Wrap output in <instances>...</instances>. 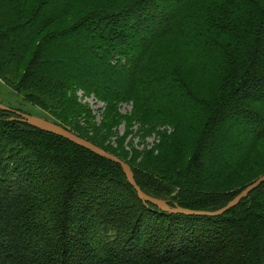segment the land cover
Here are the masks:
<instances>
[{"label": "trees", "instance_id": "16d2710c", "mask_svg": "<svg viewBox=\"0 0 264 264\" xmlns=\"http://www.w3.org/2000/svg\"><path fill=\"white\" fill-rule=\"evenodd\" d=\"M195 1L0 0L1 82L44 109L56 89L94 91L106 106L91 136L40 117L122 159L164 203L139 198L119 163L0 109V264H264V181L219 215L170 211H216L264 174V0H204L200 17ZM117 25L120 37L102 40ZM174 37L202 53L203 88L159 45ZM75 64L85 77L66 71ZM97 68L122 77L98 80ZM133 121L141 136L160 134L153 146L169 147L173 167L125 143Z\"/></svg>", "mask_w": 264, "mask_h": 264}, {"label": "rangeland", "instance_id": "374dc122", "mask_svg": "<svg viewBox=\"0 0 264 264\" xmlns=\"http://www.w3.org/2000/svg\"><path fill=\"white\" fill-rule=\"evenodd\" d=\"M96 2L99 3H105L108 7L111 8H116V6L119 3V0H95ZM122 2V0H120ZM129 1V0H127ZM204 0H196V7L200 9L199 11V17L201 16V7L203 4ZM201 21V20H200ZM97 25H93L92 27L88 28V32L90 33L93 32V27ZM122 26V24H121ZM99 27V26H98ZM115 28H112V30L108 29H102V32L100 34L103 35L102 40H108L110 38V35L112 36V39H117L120 37L118 34V30L121 29V27L114 26ZM123 27V26H122ZM105 28V27H104ZM100 31V29L98 30ZM111 33V34H110ZM96 36L99 35L98 32H95ZM106 34V35H105ZM102 35L98 36L99 39L102 38ZM75 39V37H74ZM73 39V40H74ZM72 39L69 40L68 44H71ZM125 41V40H123ZM136 41V40H134ZM182 39H179L178 37H174L173 39L167 40V39H162L159 41V45L167 51L170 49H173L174 52H177V54L181 55L183 58V65L179 69V75L183 78L189 79L192 81L191 86H197L199 88H203L205 86V76L206 72L204 69V62H203V57L202 53L199 52L197 49L193 48L191 45H184V41ZM134 42H131L130 40H127V45L128 47L133 48ZM66 47V46H65ZM73 56L77 54V52L71 53ZM49 59H51L53 56L49 53ZM65 57V56H64ZM66 58V57H65ZM62 60V59H61ZM60 60V61H61ZM74 60V58L69 59L66 58L65 64H69L71 66V62ZM58 64V62H57ZM57 64L55 62L52 63V66L56 67ZM89 67L91 63H88ZM81 65L75 64L72 66V69L70 70L66 69L68 73L73 72L79 74L81 77H85L86 73L81 72L80 67ZM161 67H163L161 65ZM75 68V69H74ZM79 71V73H78ZM93 74L91 77H94L98 80L100 79H106L109 80L108 83H111L112 79H115V81H120L122 75L119 72L118 74H113L111 73L112 76L109 77L107 73H103L100 71V68L93 69ZM71 74V73H70ZM74 95L75 98L70 99L67 96ZM67 95V96H66ZM54 99H51L49 101L50 106L48 108H42L40 106L32 105L29 103L25 98L24 95L21 92H18L16 89L8 88L7 85H5L3 82L0 80V100H2L4 103L10 105V106H15L19 107L23 110V112L29 113L34 116H47L51 117L52 119L59 120L62 122L64 125L67 127L71 128L74 130V128L78 126H86L88 128V136L93 135L92 129L89 126L90 124L93 125L95 128H100L99 126L102 123V113L105 109L106 103L104 99H102L100 96H98L94 91L92 90H87L85 88L81 87H75L73 90L68 89L67 93L65 94L63 90L61 89H56L54 90L53 93ZM51 101H55L51 102ZM132 108V103L131 102H119L118 103V108L117 110L121 114H126L130 113ZM84 109H88V111H84ZM60 111L59 118L56 117V113ZM224 124H229V121L226 119ZM139 127V123L133 121L128 134L125 136V143L128 146H138L139 148H142L144 146L146 147H154L153 145L155 143H158L159 141V135L156 131H152L146 136H141L142 133H137ZM156 128L158 130H164L166 129V134L170 133L171 127L169 125H157ZM126 130V124L125 121L122 120L120 124L116 127V135L109 136L106 141L110 145L115 146V139L117 136H120L123 134V132ZM152 154H153V159L149 162L151 166L156 167V166H168V167H173L174 163H167L164 159L167 158L168 156L173 157L171 155L170 149L168 146L163 145V143L158 144L154 148H152ZM233 189V186H231Z\"/></svg>", "mask_w": 264, "mask_h": 264}, {"label": "water", "instance_id": "95a60500", "mask_svg": "<svg viewBox=\"0 0 264 264\" xmlns=\"http://www.w3.org/2000/svg\"><path fill=\"white\" fill-rule=\"evenodd\" d=\"M0 109L5 110V111L14 112V113L20 115V117L23 120L29 121L32 125L36 126L37 128H39L43 131H47V132L59 135L63 138H66V139L74 142L75 144H77L79 146H82V147L90 150L91 152H93V153H95L101 157H104L110 161L119 163L124 170V173L127 177L128 182L134 188V190L137 192V195L139 198L145 199V200H147V201H149L155 205L164 204L163 201L156 199V198H153V197H150L147 194H145L140 189V187L137 185V183L135 182L134 177H133L132 172H131V169H130V166L126 162H124L122 159L115 156L114 154L105 151L104 149L100 148L99 146L95 145L94 143L86 140L83 137L78 136L77 134L73 133L72 131H70V130H68V129L62 127L61 125L56 124L52 121H49V120L43 119V118L38 117V116L31 115L28 113L13 110L10 107H8L2 103H0ZM263 181H264V174L259 176L253 182L247 184L243 189L240 190V192L228 204H226L225 206L221 207L220 209H218L216 211L193 210V209H187V208H183V207H175L173 209H170V211L173 213H182V214L219 215V214H222L223 212H225L227 209L236 205L241 198L245 197L250 191H252L254 188H256Z\"/></svg>", "mask_w": 264, "mask_h": 264}]
</instances>
